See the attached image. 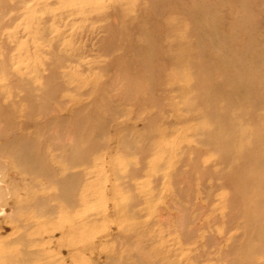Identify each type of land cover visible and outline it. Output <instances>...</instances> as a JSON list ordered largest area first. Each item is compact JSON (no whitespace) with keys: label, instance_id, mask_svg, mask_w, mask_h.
I'll return each instance as SVG.
<instances>
[{"label":"rangeland","instance_id":"374dc122","mask_svg":"<svg viewBox=\"0 0 264 264\" xmlns=\"http://www.w3.org/2000/svg\"><path fill=\"white\" fill-rule=\"evenodd\" d=\"M0 24V264H264V0Z\"/></svg>","mask_w":264,"mask_h":264},{"label":"bare ground","instance_id":"6f19581e","mask_svg":"<svg viewBox=\"0 0 264 264\" xmlns=\"http://www.w3.org/2000/svg\"><path fill=\"white\" fill-rule=\"evenodd\" d=\"M65 2V1H64ZM114 5V4H113ZM79 16V15H78ZM1 22H2V20H1ZM17 23V22H16ZM1 25V24H0ZM3 25H4V23H3ZM42 43V42H41ZM9 44V43H8ZM2 53V52H1ZM4 53V52H3ZM7 55V54H6ZM8 55H9V53H8ZM42 60V59H41ZM26 62V61H25ZM13 69H15V68H13ZM41 72V71H40ZM40 76V75H39ZM42 80V79H41ZM20 83V82H19ZM44 83V82H43ZM5 84V83H4ZM31 84H32V82H31ZM39 85V84H38ZM10 86V85H9ZM32 86V85H31ZM39 88V87H38ZM9 89V88H8ZM204 89V88H203ZM6 90V89H5ZM7 91V90H6ZM202 94V93H201ZM2 123V122H1ZM57 141V140H56ZM54 145V144H53ZM55 146V145H54ZM10 147V146H9ZM32 147V146H31ZM23 153V152H22ZM35 156H36V154H34ZM56 156V155H55ZM23 159H24V157H23ZM23 159H22V162H24L23 161ZM30 167V166H29ZM34 168V167H33ZM39 168V167H38ZM35 170V169H34ZM41 170V169H40ZM27 171V170H26ZM36 171V170H35ZM32 172V171H31ZM37 172H39V170H37ZM116 172V171H115ZM41 173H42V170H41ZM47 173V172H46ZM46 173H44L43 172V174H44V176H47L46 175ZM33 175L35 174V173H32ZM114 174H117V173H114ZM36 175H38V174H36ZM48 175H50V173L48 174ZM26 177V176H25ZM51 178V177H50ZM27 181V180H26ZM27 184V183H26ZM71 184V183H70ZM64 185V184H63ZM30 186V185H29ZM67 186V185H66ZM31 187V186H30ZM64 189V188H63ZM72 189V188H71ZM76 189V188H75ZM39 190V189H38ZM67 191V190H66ZM81 191V190H80ZM84 191V190H83ZM86 192V191H85ZM84 192V193H85ZM99 196H98V201H101V203H102V201L107 197V193H105V191H100L99 190ZM50 194V193H49ZM63 194V193H62ZM70 195H71V193H70ZM70 195H67V194H64V196H63V199L64 200H70L71 199V196ZM27 196V195H26ZM59 196V195H58ZM57 198V197H56ZM135 199V198H134ZM71 201H72V199H71ZM131 201V200H130ZM68 202V201H67ZM132 202V201H131ZM42 203H44V201L42 202ZM33 204V203H32ZM68 204H70V203H68ZM134 204H135V202H134ZM39 205V204H38ZM41 205V204H40ZM73 205H75V204H73ZM23 206V205H22ZM25 206V205H24ZM43 206H44V204H43ZM45 207V206H44ZM94 207V206H93ZM96 208V207H95ZM72 210V209H71ZM45 211V210H44ZM131 213V212H130ZM85 214V213H84ZM73 229H75V228H73ZM73 231V230H72ZM3 232V231H2ZM2 234V233H1ZM4 238V237H3ZM22 238V237H21ZM14 239V238H13ZM13 239H12V241H13ZM24 239V238H23ZM4 240V239H3ZM8 240H6V242H7ZM11 241V242H12ZM2 242V241H1ZM5 242V241H4ZM6 244V243H5ZM9 245V244H8ZM7 245V246H8ZM26 245V244H25ZM251 246V245H250ZM5 248H7V247H5ZM254 248V247H253ZM32 250V249H31ZM9 256H12V255H10L9 253H7ZM13 254H14V252H13ZM251 254V253H250ZM248 255H249V253H248ZM2 256H4V255H2ZM248 257V256H247ZM250 257V256H249ZM5 259H6V257H4ZM7 258H8V256H7ZM19 258V257H18ZM13 259V258H12ZM7 260V259H6ZM6 260H4L5 262H6ZM10 260V259H9ZM249 260V259H248ZM13 261V260H12ZM245 263V262H244Z\"/></svg>","mask_w":264,"mask_h":264}]
</instances>
